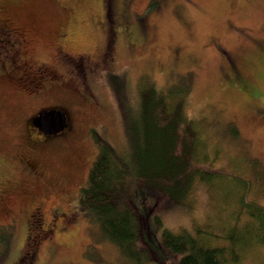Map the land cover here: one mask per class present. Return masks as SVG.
Wrapping results in <instances>:
<instances>
[{
    "label": "rangeland",
    "instance_id": "1",
    "mask_svg": "<svg viewBox=\"0 0 264 264\" xmlns=\"http://www.w3.org/2000/svg\"><path fill=\"white\" fill-rule=\"evenodd\" d=\"M104 2L111 25L106 32L103 24L99 26L94 18L93 14L99 10L94 0H0V12L9 14L13 25L24 29L25 44L32 58L52 64L56 43L60 42L56 36L63 31L70 32L72 37L66 40V46L72 51L87 53L90 58L97 56V48L105 41L109 50L112 48V59L107 64H94L97 68L89 65L92 72L89 80L76 79V72H70L67 77L59 75L61 81L77 80V87L72 84L65 91L54 88L42 97V103L65 109L71 123L63 133L46 142L48 151L42 159L48 173L70 175L68 186L75 202L97 155L98 141L106 140L118 150L128 144L126 119L132 125L142 84L151 82L169 100H175L179 90L186 86L185 112L197 131L191 143L196 157L194 164L222 167L226 174L223 178L202 179L195 170L190 191L176 202L152 207L147 212L148 219L153 217V222L160 226L167 223V229L177 232L173 225L183 216H202V220L193 219L190 228L180 230L186 229L191 238L235 245L239 264H264V244L256 243L255 239V236L260 240L264 237V224L260 228V221L258 225L247 208L239 205V189L231 181L236 175L246 176L253 186L246 193L248 198L264 204V104L258 106L260 101L247 94L248 86L257 85L264 95L261 51L264 49V0ZM122 22L128 24V35L119 27ZM4 53L6 50L0 49V55ZM73 63L75 70L86 64L79 59ZM114 74L119 75L122 84L109 80ZM238 78L246 80L244 88L238 84ZM12 82L2 83L0 92L3 95L0 151L5 153L12 151L15 130V125L7 119L14 114L30 113L39 105L37 100L14 94ZM88 85L96 89L103 111L79 94L82 89L88 91ZM233 128L236 134L230 131ZM24 196L22 191L14 194L12 207L28 205L32 199L24 200ZM55 199L51 193L41 197L46 203L47 218L48 208L55 204ZM144 199L149 206L150 195L146 194ZM32 223L33 230L39 231L34 227L36 223ZM44 223H47L45 218ZM11 229L13 235L6 246L11 244V250H15L20 225L10 222L8 214L1 211L0 236ZM229 233L235 239L228 238ZM30 234L31 243V238H35ZM36 240V250L29 249L34 253L30 255L33 256L31 263L41 258L39 264H130L119 256L116 245L100 237L97 226L84 215L65 232L53 228ZM166 251L159 250L162 255Z\"/></svg>",
    "mask_w": 264,
    "mask_h": 264
},
{
    "label": "trees",
    "instance_id": "2",
    "mask_svg": "<svg viewBox=\"0 0 264 264\" xmlns=\"http://www.w3.org/2000/svg\"><path fill=\"white\" fill-rule=\"evenodd\" d=\"M102 2L104 4L94 0L95 5L106 10L104 0ZM110 21H113L112 18ZM261 51L264 54L263 48ZM74 71L77 73L79 68ZM85 72L83 77L89 80L92 75L89 67ZM118 76H109V80L119 84ZM237 81L242 88L245 87L244 78ZM230 82L233 83V80ZM159 90L151 86V82L142 84L134 120L131 119L133 123L131 125L130 119L125 121L128 144L123 150L99 138L97 155L77 197L78 209L97 226L100 237L116 245L119 256L130 264H239V255L231 243L226 245L191 238L186 229L173 232L163 225H156L153 217L148 219L147 212L152 207L176 202L190 191L195 170L202 179L223 178L226 174L222 167L208 168L194 164L196 157L192 153L191 143L196 139L197 131L192 118L185 112L187 87L179 90L175 100H169ZM247 90L250 98L260 101L258 106L264 104L263 92L257 85H250ZM124 101L129 105L125 97ZM230 131L236 134L235 128ZM231 181L239 189V205L246 207L257 219L258 225L260 221L259 227L262 228L264 204L248 198L246 193L253 189L249 179L236 175ZM146 194L151 197L149 206L144 199ZM40 220L36 217L33 221L36 229L40 228ZM41 234L40 238L46 233L37 235ZM11 235L12 229L1 233L0 264H13L11 260L19 257L16 249L11 250V244L6 246ZM227 237L235 239L233 233ZM255 239L256 243L264 244V237L260 240L255 236ZM163 248L167 250L164 255L159 252ZM31 254L34 256V253ZM30 255L28 264L33 258ZM5 258L9 261L6 262Z\"/></svg>",
    "mask_w": 264,
    "mask_h": 264
},
{
    "label": "flooded vegetation",
    "instance_id": "3",
    "mask_svg": "<svg viewBox=\"0 0 264 264\" xmlns=\"http://www.w3.org/2000/svg\"><path fill=\"white\" fill-rule=\"evenodd\" d=\"M99 1L104 4L102 0ZM93 15L97 24L99 26L103 24L104 31H108L107 9L99 8ZM11 18L9 14L0 12V49H5L7 53L0 55V92L2 83L13 81L11 90L14 94L18 96L25 95L31 100L39 99L37 100L39 105L30 113L14 114L7 119V122H12L15 125V130L11 153L0 151V212L4 211L8 214L10 222L20 225V238L15 246L19 257L11 261L13 264H28L29 255L36 250V243L38 242L36 239L42 236V234L38 236L37 234L46 233L53 228L58 231L61 230L63 233L70 225L76 223L80 216H83L78 209L77 198L74 202L70 193L68 186L71 181L70 175L62 173L49 174L47 164L42 159L43 153L46 150L48 151L47 140L69 128L71 126L70 120L67 128L55 135H49L40 131L38 127L32 124L30 119L40 109L55 106L52 103L41 102L42 97L52 89L60 88L65 91L72 84L75 85V88L77 87V80L73 79L69 82L61 81L58 78L59 75L67 77L70 72L75 73L73 61L79 59L81 62L85 61L86 63L85 68L81 67L77 72L76 79H79L86 73L85 69L90 64H107L111 61L113 53L111 52L112 48L109 50L106 41L100 48H97L99 50L95 58H90L84 52L72 51L65 44L67 39L72 38L71 35L69 36L71 33L63 31L58 32L56 36V39L58 37L57 41L60 40V42L56 43L54 60L52 64L49 62L47 64L46 61L37 60L30 56L31 52L25 44V31L22 27L13 25V19ZM121 21L119 20L118 22ZM119 27H121V31L125 35L129 34L127 23L122 22ZM101 39H104L103 34ZM106 53H109L108 56L103 58ZM79 94L96 108L102 107L100 97L92 85L88 91L82 89ZM2 98L3 95H0V104L2 103ZM78 161L79 164H82V160L78 159ZM19 191L25 193L24 200L27 198L32 200L25 207L22 205L20 207H12L11 198ZM48 193L53 194L56 199L54 201L55 204L48 208L49 215L47 218L45 216L46 203L41 200V197L43 194L47 195ZM36 217L41 219L39 231H34L31 227L32 221ZM44 218L47 223H44ZM56 220L58 221L56 222ZM29 234L35 238V240L31 238V243L28 241L30 238ZM29 249L33 252H30ZM40 259L33 264H39Z\"/></svg>",
    "mask_w": 264,
    "mask_h": 264
},
{
    "label": "water",
    "instance_id": "4",
    "mask_svg": "<svg viewBox=\"0 0 264 264\" xmlns=\"http://www.w3.org/2000/svg\"><path fill=\"white\" fill-rule=\"evenodd\" d=\"M30 121L43 133L55 135L68 127V112L62 107H46L40 109Z\"/></svg>",
    "mask_w": 264,
    "mask_h": 264
},
{
    "label": "clouds",
    "instance_id": "5",
    "mask_svg": "<svg viewBox=\"0 0 264 264\" xmlns=\"http://www.w3.org/2000/svg\"><path fill=\"white\" fill-rule=\"evenodd\" d=\"M193 219L199 221L202 220V216H196V214H193L192 216L185 215L179 221L175 222L173 226L175 230L179 232L180 228H190ZM165 226L168 227L169 225L166 223Z\"/></svg>",
    "mask_w": 264,
    "mask_h": 264
},
{
    "label": "bare ground",
    "instance_id": "6",
    "mask_svg": "<svg viewBox=\"0 0 264 264\" xmlns=\"http://www.w3.org/2000/svg\"><path fill=\"white\" fill-rule=\"evenodd\" d=\"M61 132V131H60Z\"/></svg>",
    "mask_w": 264,
    "mask_h": 264
}]
</instances>
